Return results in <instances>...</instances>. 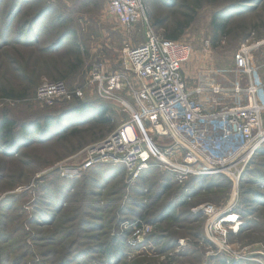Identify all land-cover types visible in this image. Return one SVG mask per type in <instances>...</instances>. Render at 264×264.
Returning <instances> with one entry per match:
<instances>
[{
  "label": "rangeland",
  "instance_id": "1",
  "mask_svg": "<svg viewBox=\"0 0 264 264\" xmlns=\"http://www.w3.org/2000/svg\"><path fill=\"white\" fill-rule=\"evenodd\" d=\"M142 2L149 25L127 30L108 0H0V126L4 114L14 123L5 138L0 130V264H264V110L262 136L227 171L183 167L171 137L157 146L170 166L151 158L134 177L109 160L84 165L130 118L129 93L105 96L92 73L122 72L124 49L149 28L190 45L189 90L234 85L236 55L247 47L264 93V0ZM55 80L81 90L83 104L37 100V87ZM102 107L108 123L88 119Z\"/></svg>",
  "mask_w": 264,
  "mask_h": 264
},
{
  "label": "built area",
  "instance_id": "2",
  "mask_svg": "<svg viewBox=\"0 0 264 264\" xmlns=\"http://www.w3.org/2000/svg\"><path fill=\"white\" fill-rule=\"evenodd\" d=\"M108 11L127 30L142 20L148 24L142 0H108ZM248 49L242 48L236 55L235 72L250 77L255 71L249 64ZM190 53L189 44L158 37L149 28L144 42L124 49L122 72L94 69L92 77L100 93L109 97L129 93L131 104L124 102V106L130 118L93 146V155L88 156L85 166L109 160L121 163L134 177L151 158L158 157L170 166L157 148L158 142L170 137L174 139V149L184 154L185 164L181 165L189 170L193 165L212 168V172L227 171L234 166L233 161L244 160L263 133V85L253 80L241 88L237 82L224 87L210 80L198 82L189 90L182 66ZM207 71L216 73L215 69ZM131 74L137 84L128 79ZM206 90L218 98L202 97ZM226 94L235 95L230 104L220 108L226 102L219 103L218 99ZM35 98L49 103L73 102L83 100V92L55 80L37 87ZM146 126L153 130L155 138L148 134Z\"/></svg>",
  "mask_w": 264,
  "mask_h": 264
},
{
  "label": "trees",
  "instance_id": "3",
  "mask_svg": "<svg viewBox=\"0 0 264 264\" xmlns=\"http://www.w3.org/2000/svg\"><path fill=\"white\" fill-rule=\"evenodd\" d=\"M222 19L226 20L225 17H222ZM225 25L226 24L224 22H219V23L217 22L216 23V29L219 32H221V31L225 32V30H224L225 29L224 28ZM165 37H166L165 39L176 40V39H178L179 34H170V33H168V34L165 35ZM3 94H4V97L13 98V99H15L18 95H21V94L16 95L12 91H7V90H5ZM81 102H83V100H75V101H73V103H76V104H80ZM81 104H83V103H81ZM106 110H107L106 107H102L100 110H97L95 108L94 111H92V112H95V113H93V115H91L88 119L92 120V121H95V124H97V123L98 124H100V123H108L110 121V118H106L104 116ZM81 111H83V110H81ZM88 119H87V121H88ZM2 120H3V123L0 126V130L3 133L2 138H5L6 136H8L11 133V130H12V127H13L14 123H13L12 119L7 118V116L5 114L2 116Z\"/></svg>",
  "mask_w": 264,
  "mask_h": 264
},
{
  "label": "crops",
  "instance_id": "4",
  "mask_svg": "<svg viewBox=\"0 0 264 264\" xmlns=\"http://www.w3.org/2000/svg\"><path fill=\"white\" fill-rule=\"evenodd\" d=\"M234 79L238 82V83H242V85H246L248 84L250 81H253V80H257L259 81V74L258 72L255 71V73L250 76V77H245V76H239L237 75L236 73H232Z\"/></svg>",
  "mask_w": 264,
  "mask_h": 264
}]
</instances>
